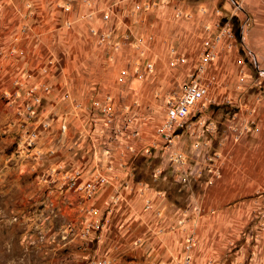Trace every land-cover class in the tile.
<instances>
[{
  "label": "rangeland",
  "instance_id": "obj_1",
  "mask_svg": "<svg viewBox=\"0 0 264 264\" xmlns=\"http://www.w3.org/2000/svg\"><path fill=\"white\" fill-rule=\"evenodd\" d=\"M0 1L6 19L40 11L30 0ZM167 4L156 21L141 23V50L134 29L110 39L112 20L97 26L94 40L84 24L63 22L51 52L43 50L24 76L8 69L16 54L0 34V264H183L186 256L189 264H264L259 152L244 153L227 178V189L240 186L242 197L223 200L221 208L198 207L209 165L228 137L229 105L207 102L203 117L174 138L182 157L176 166L156 147L166 100L178 94L204 38L215 33L211 22L231 17L235 0ZM168 30L180 39L169 44ZM185 42L187 52L180 49ZM49 82L57 88L47 94L42 86ZM33 86L41 89L27 118L22 104Z\"/></svg>",
  "mask_w": 264,
  "mask_h": 264
},
{
  "label": "crops",
  "instance_id": "obj_2",
  "mask_svg": "<svg viewBox=\"0 0 264 264\" xmlns=\"http://www.w3.org/2000/svg\"><path fill=\"white\" fill-rule=\"evenodd\" d=\"M30 1H32V5L34 2L38 4L40 13H35L26 19L18 17L16 21L0 16V34H5L9 38L6 39V42L9 43L10 47H14L13 51L16 54L7 67L18 70L22 76L25 75V70L39 64L43 50L51 52L53 33L55 31L60 32L59 28L63 27V22L69 23L70 26L71 24L73 26L84 24L87 29L85 33L94 40L98 38L95 35L97 26L101 23L107 24L112 20L114 32L110 39L113 40L116 34L124 33L126 30L128 32L124 35L133 34L131 30L134 29L136 34L131 37L138 43L137 48L141 50V23L145 24L149 19L156 21L159 17L158 13L162 10L166 11V7L168 5L170 7L172 4H167L170 0ZM235 3L236 10L232 14L235 16L239 30L238 43L229 51L219 47L216 60L207 68V75L212 78L210 101L213 102L218 98L226 99L229 106L227 107L228 104H225V108H228L229 115L223 122L228 137L224 144H221L217 149L220 157L212 165H209L211 168L206 173L209 185L199 199L198 207L206 210L221 208L223 200L227 198L242 197L244 192L239 189L240 186L231 192L227 189L226 182L228 181L227 178L230 177L231 168L236 169L242 166L243 159L239 160V158L241 159L244 153L259 152L264 159V87L254 86L250 81L251 76H254L258 69L264 68V0H235ZM102 14H108L107 22L102 18ZM208 19L210 20L211 17ZM5 21L8 24L1 28V24L4 25ZM23 21L26 22V30L20 32L19 28L23 26ZM15 22H17L16 26L14 25ZM174 33V36L171 30L165 33V37L173 40L169 41V44L180 39L179 32L175 30ZM185 35L187 37L185 36L184 40L189 41L188 45L191 46L195 39L194 32L189 30ZM186 42L185 46L180 49L183 51L185 48L187 52L191 47L188 46L189 48H187ZM237 55L241 56L243 60L242 70L246 81L241 89L235 92L231 84L235 81ZM195 60H191V63ZM52 61L53 57L43 64L45 63L46 66L52 64ZM22 85L21 83L20 88L25 87L26 84ZM54 85L49 82V89L45 92L51 93ZM60 86L62 87V84ZM63 96L65 98L70 96L67 88L63 91L61 97ZM217 102L220 103V100ZM206 107L207 104L195 117L196 119H201V114ZM232 115L235 116L233 119ZM193 119L190 120L191 123H193ZM242 126H245V131H240ZM235 134H237L236 139H234ZM228 143H230L229 147L227 146ZM232 146L235 148H231ZM236 146L238 147L236 148ZM232 157L233 160H231ZM261 262L256 263L260 264ZM206 264H211V262L208 261Z\"/></svg>",
  "mask_w": 264,
  "mask_h": 264
},
{
  "label": "built area",
  "instance_id": "obj_3",
  "mask_svg": "<svg viewBox=\"0 0 264 264\" xmlns=\"http://www.w3.org/2000/svg\"><path fill=\"white\" fill-rule=\"evenodd\" d=\"M89 2V0H84ZM66 10V8H64ZM209 13V10H208ZM102 18L107 22L108 14H102ZM69 26V23H66ZM211 28L216 30L211 38L205 37L203 46L200 50L198 58L188 66L187 81L180 85L178 94L166 100L164 107V114L159 124L155 127V133L159 137V142L156 147H162L164 154L168 157V162L172 165H177L181 162V154L174 149V138L182 133V130H190L192 118H195L200 113L207 102L210 101V85L212 78L207 75V68L212 65L218 56V49L223 48L226 51L232 50L237 42L235 34L232 30V23L230 17L224 18L220 22L217 18L211 22ZM208 29L207 27L205 28ZM93 32L92 30H90ZM237 71L235 73V81L232 82V89L238 92L246 78L243 75L242 65L243 60L241 56L237 55L235 60ZM145 70H151V64L145 65ZM210 81V82H209ZM251 83L257 87H264V68L258 69L254 76L250 78ZM44 91H47L48 86H42ZM39 87H31L26 90L25 98L22 106L27 118L32 116L33 106L38 102L37 91ZM31 100V103H29ZM220 105L228 104L229 102L222 98ZM206 101V102H205ZM235 116L232 115V119ZM200 128L204 125V120H199ZM64 129V125H62ZM240 131H245V126H242ZM36 133L31 131L28 133V138L34 139ZM237 138L235 134L234 139ZM89 185V184H88ZM187 247L192 245V239H187ZM183 264H189V258H184Z\"/></svg>",
  "mask_w": 264,
  "mask_h": 264
},
{
  "label": "trees",
  "instance_id": "obj_4",
  "mask_svg": "<svg viewBox=\"0 0 264 264\" xmlns=\"http://www.w3.org/2000/svg\"><path fill=\"white\" fill-rule=\"evenodd\" d=\"M230 20H231V23H232V30H233V32H234L236 38L238 39V36H239V30H238L237 23H236V21H235V16L232 15V16L230 17Z\"/></svg>",
  "mask_w": 264,
  "mask_h": 264
}]
</instances>
